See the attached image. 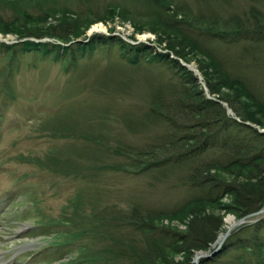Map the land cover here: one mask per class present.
<instances>
[{"label": "rangeland", "instance_id": "rangeland-1", "mask_svg": "<svg viewBox=\"0 0 264 264\" xmlns=\"http://www.w3.org/2000/svg\"><path fill=\"white\" fill-rule=\"evenodd\" d=\"M171 2L181 15L185 12L191 24L200 11L220 19L234 13L245 15L252 6L264 13V0ZM151 14L153 6L145 0H0L3 29L23 23L26 30L44 33L62 16H79L88 24L78 39L113 32L148 39L157 48L167 47L168 41L175 46L169 32L149 26L157 27ZM16 32L0 33V39L7 44L34 39L28 34L17 37ZM38 40L53 37L45 34ZM209 44L217 46L218 56L228 68L249 75L251 91L264 100V45L256 52L259 60L255 63L247 57L239 59L240 44ZM115 49L108 53L105 46H97L68 68L19 47L14 53L0 52V264H79L85 253L82 244L92 250L103 242L92 235L83 217L99 218L103 212L111 215L131 204L159 211L160 223L185 229L188 217L171 214L191 193L176 181L184 166L141 172L130 168L123 156L127 148L145 146L160 134V123L148 111L153 93L167 84L156 66L129 64ZM188 56V64L196 69L198 59H205L194 53ZM198 73L199 81L204 82ZM237 92L236 86H222L218 93L234 97ZM239 102L247 104L249 99L241 95ZM247 108L264 123V111ZM230 199L224 196L221 204ZM200 207L201 214L221 215L223 224L217 237L226 231L229 215L239 219L215 204ZM73 214L78 218L72 219ZM74 231L80 238L66 234ZM213 244L196 253L210 251Z\"/></svg>", "mask_w": 264, "mask_h": 264}, {"label": "trees", "instance_id": "trees-1", "mask_svg": "<svg viewBox=\"0 0 264 264\" xmlns=\"http://www.w3.org/2000/svg\"><path fill=\"white\" fill-rule=\"evenodd\" d=\"M145 1L153 6L150 19L157 27L149 26L162 33L169 32L175 46L168 41L167 47L159 49L150 41L129 42L112 32H95L78 39L88 24L79 16H62L44 33L26 30L23 23L11 30L0 26L2 34L16 30L17 37L28 34L35 38L16 44L0 42L1 53H14L19 47L22 52L51 57L68 68L97 46H105L108 53L116 48L117 56L129 64L146 62L156 66L168 87L165 89L162 84L153 93L148 111V116L160 123V134L145 146L127 148L123 156L130 161V168L141 172L184 166L176 181L187 186L191 193L171 214L188 217L185 229L160 223L159 211H149L138 204L123 211H111V215L103 212L99 218L84 216L92 235L103 242L92 250H86L82 244L85 253L79 264H193L194 254L208 250L223 224L221 215L201 214L200 204L221 206L219 209L236 218L264 207V132L245 123L263 128L264 123L254 118L247 107L256 106L264 111V100L251 91L249 75L228 68L218 56L217 46L209 44L211 41L226 46L240 44L239 59L247 57L257 63L256 52L264 45V13L252 6L245 15L234 13L220 19L213 13L205 15L200 11L191 24L185 19V12L181 15L182 11L171 7V0ZM45 34L53 40H38ZM193 53L206 59H198L197 66L206 91L197 75L182 64L188 63V55ZM222 86H236L238 92L234 97H224L218 93ZM241 95L249 99L247 104L236 103ZM216 99L227 102L239 121ZM226 195L231 199L222 205L221 199ZM66 234L74 239L81 236L77 231ZM199 262L264 264V213L247 217L233 227L219 251L200 258Z\"/></svg>", "mask_w": 264, "mask_h": 264}, {"label": "water", "instance_id": "water-1", "mask_svg": "<svg viewBox=\"0 0 264 264\" xmlns=\"http://www.w3.org/2000/svg\"><path fill=\"white\" fill-rule=\"evenodd\" d=\"M183 65H186L190 70H192L194 72V74H198V70L191 64H188V63H185L183 62L182 63ZM217 101H219L221 104H223L225 107H226V110H227V113L229 114H232V111L230 108L227 107V104L224 102V101H221L219 99H216ZM234 118L236 120L239 121V119L237 117L234 116ZM246 124H249L253 127H256L253 123H250L248 121L245 122ZM259 131L261 132H264V129L260 128ZM264 212V207L261 208L260 210H258L257 212H253V213H250L248 215H245L244 217H241L237 220H235L229 227H227L226 231H224L220 237L217 238V240L215 241V243L213 244L212 246V250L210 252H203V253H196L192 259V262L193 264H199V259L200 258H207V257H211L213 255H215L218 251H219V248L220 246L222 245L224 239L226 238V236L228 235L229 233V230L236 224H239L241 222L244 221L245 218L247 217H250V216H253V215H256V214H260V213H263Z\"/></svg>", "mask_w": 264, "mask_h": 264}, {"label": "bare ground", "instance_id": "bare-ground-1", "mask_svg": "<svg viewBox=\"0 0 264 264\" xmlns=\"http://www.w3.org/2000/svg\"><path fill=\"white\" fill-rule=\"evenodd\" d=\"M179 61H180V60H179ZM226 101H227V100H226ZM232 109H233V108H232ZM234 221H235L234 216L229 215V216L226 218V220H225V222L227 223V227H229ZM219 237H220V235H219Z\"/></svg>", "mask_w": 264, "mask_h": 264}]
</instances>
